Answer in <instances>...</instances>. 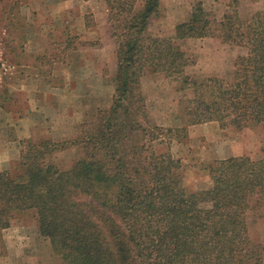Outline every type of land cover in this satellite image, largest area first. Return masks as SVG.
I'll return each instance as SVG.
<instances>
[{
	"label": "trees",
	"instance_id": "16d2710c",
	"mask_svg": "<svg viewBox=\"0 0 264 264\" xmlns=\"http://www.w3.org/2000/svg\"><path fill=\"white\" fill-rule=\"evenodd\" d=\"M105 3L116 53L111 103L73 138L20 139L18 168L0 170V248L14 213L32 209L63 264H262L263 246L247 220L264 206V146L256 158L212 160L211 185L190 191L180 158L153 147L172 128L150 122L139 85L146 68L191 82L186 124L177 130L207 120L264 127V10L242 18L233 9L213 23L201 4L193 6L176 24L177 38L217 35L246 53L235 58L230 79L190 80L183 50L148 28L159 0ZM67 144L83 155L60 169L50 157Z\"/></svg>",
	"mask_w": 264,
	"mask_h": 264
},
{
	"label": "rangeland",
	"instance_id": "374dc122",
	"mask_svg": "<svg viewBox=\"0 0 264 264\" xmlns=\"http://www.w3.org/2000/svg\"><path fill=\"white\" fill-rule=\"evenodd\" d=\"M143 2L144 0H136L137 6H141ZM163 3L150 23L152 34L171 38L183 50L188 58L183 71L190 80H200L207 75L230 78L235 58L239 54H245L246 48L225 42L217 35L182 38H177L175 34L168 35L171 29L175 32L174 18L178 20L186 17L198 3L213 23L233 9L242 18L248 17L255 10H264V0H163ZM88 4L93 7V11L85 14V36L92 38L87 39L82 32H78L82 29L81 25L70 28L61 20L51 21L43 50L39 54H22L20 57H23V61L27 60L24 61L27 63L25 66L29 68L20 71L14 67L7 70L8 63H11L9 57L13 54V49L21 51L24 39L21 41L19 35H25L29 27L33 28V14L20 9L13 4V0L0 1V30L6 28L8 33L6 39H0V95L1 101L5 94L10 96L9 100L14 99L13 103H9L11 110L21 111L18 107L22 105V86L19 84H23L29 72L38 75L46 85L50 83L51 87L59 86L64 93L62 102L70 106L71 112L78 108V102L86 101V105L92 102L94 107L100 99V108L110 104L114 87L112 76L115 56L109 23L105 21L106 4L101 5L100 0H89ZM49 17L51 20L54 18L51 14ZM65 30L69 31L68 38L64 35ZM14 36L16 39H13ZM183 79V76L169 75L164 70L153 71L146 68L140 78L139 90L146 99L150 122L172 128L170 138H163L155 150L160 152L168 148L180 158L182 181L188 190L194 191L211 185L207 165L212 160L239 154L254 158L260 156L264 146V127H221L216 120H207L188 124L185 131L177 130V127L179 129L186 124L184 106L193 94L191 82H184ZM55 98L53 101L57 103L58 98ZM2 123L3 119L0 117V126ZM7 130V138L0 131V170H15L18 168L21 138L13 143L11 139L15 137L14 126L10 125ZM77 134L60 139L56 137L59 134L54 135L55 139L39 134L29 138L62 141ZM82 155L83 149L79 145L67 144L53 152L50 159L60 169H66ZM247 221L250 236L263 246L264 264V206L256 210ZM1 235L3 245L0 248V264H63L61 256L52 250L48 238L40 234L32 209L15 212L10 225L1 229Z\"/></svg>",
	"mask_w": 264,
	"mask_h": 264
},
{
	"label": "crops",
	"instance_id": "0c3cea01",
	"mask_svg": "<svg viewBox=\"0 0 264 264\" xmlns=\"http://www.w3.org/2000/svg\"><path fill=\"white\" fill-rule=\"evenodd\" d=\"M100 1L102 3L101 5L105 3V0H100ZM88 2L89 0H13V4L18 5L20 9L21 8L25 9L26 12L33 14L32 22L34 26L33 28L29 27L25 35H22V33L19 35L21 41L22 38L24 39V45L20 46L21 51L17 50L18 52H16L13 49L12 52L13 54L10 55L11 57L13 56V59L9 57V61L11 63H8L7 70L13 67L15 70L19 69L20 71L29 68L25 66L27 63L24 61L27 60L24 59L23 61V57L21 59L20 56L22 54L27 55L28 53L31 52H35L36 54H39V52L43 50V43L47 41L46 32L49 33L51 21L52 22L62 21L64 25H67L70 28L71 26L72 28H74V26L76 25H81L82 29L79 27L78 29L81 30H79L78 32L80 33L82 32L84 34L83 36L87 39L92 38V36L91 37L85 36L86 34L85 14L89 11H93V7H91V5L88 4ZM163 5H164L163 0H159L158 10L160 9V6ZM158 10L155 13V15L151 16L149 20L148 28L150 31H151L150 23L152 22L153 18L157 15ZM107 12L108 11L106 5L105 21L108 22ZM50 14L52 17H54L52 18V20L49 17ZM189 15L190 13H188L186 17H182L178 20L177 18H174L175 19L174 25L176 26L177 23L187 20L189 18ZM55 17L57 18L55 19ZM26 19L28 20V18ZM67 32L69 31L65 30L64 35H66L65 37L68 38L69 35ZM151 33L153 32L151 31ZM167 34L168 35L175 34L176 36L174 29H171ZM6 36H8L6 28H4L3 31L0 30V39L4 40L6 39ZM110 36H111V32H110ZM13 39H16V37L14 36ZM111 40H112V46L114 49V56H115L114 69L116 70L115 44L112 36H111ZM230 78H226V79H230ZM112 81H113V76H112ZM19 85L22 86L20 90L22 105H19L18 107L21 108L20 112L17 109L11 110V108L9 107V103H13L14 99L9 100L10 96L5 94L2 96L3 101H1V95H0V105H1L0 117L3 119V123L0 126V131L2 132L1 134H4L5 138H7L8 135L7 129L9 128L10 125H13L14 135H15V137L11 139L13 143L17 142L18 138L21 139L29 138L37 134L45 135L48 137L51 136L53 139H55L54 135L56 134H59L58 136H56L59 137V139L62 137L74 135V133L77 134L80 131L81 125L85 121L94 118L96 116L98 108L100 109V104L98 103L100 101L99 99L97 103H95L94 107H93L94 103L92 102L89 103L88 105H86L87 104L86 101L78 102L77 103L78 108L77 109L75 108L74 111L71 112L70 106L62 102V99L64 98V93L62 89L59 86H55V85H53L55 88L51 87L50 83L46 85V82L41 80V78H39L38 75L34 74L33 72L31 73L29 72V75L26 76V79L23 82V84H19ZM16 86L17 85H15V87ZM55 97L58 98L57 103L53 101L56 99ZM93 99L95 100L94 97ZM111 99H112V95H111ZM162 140L163 139H156L153 141L154 149L156 148L157 144ZM10 143L12 142H9V144ZM165 151H169V149L166 148Z\"/></svg>",
	"mask_w": 264,
	"mask_h": 264
}]
</instances>
